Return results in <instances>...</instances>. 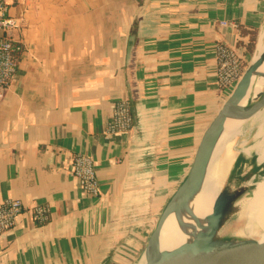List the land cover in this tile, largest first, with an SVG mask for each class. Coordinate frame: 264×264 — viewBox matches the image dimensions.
<instances>
[{
	"label": "crops",
	"instance_id": "0c3cea01",
	"mask_svg": "<svg viewBox=\"0 0 264 264\" xmlns=\"http://www.w3.org/2000/svg\"><path fill=\"white\" fill-rule=\"evenodd\" d=\"M6 1L21 50L0 99V201L19 199L24 209L0 234V264H133L231 92L216 85L213 46L230 45L244 70L264 0ZM128 84L132 125L105 138ZM260 127L251 149L247 137ZM231 148L238 172L259 174L264 113ZM75 153L93 161L96 196L70 173ZM36 204L47 208L42 224L29 213Z\"/></svg>",
	"mask_w": 264,
	"mask_h": 264
},
{
	"label": "water",
	"instance_id": "95a60500",
	"mask_svg": "<svg viewBox=\"0 0 264 264\" xmlns=\"http://www.w3.org/2000/svg\"><path fill=\"white\" fill-rule=\"evenodd\" d=\"M256 65L257 61L253 56L227 98L222 102L217 112L204 128L184 178L159 213L150 232L144 246L145 248L147 243L152 240L150 255L148 261L143 264H264V242L248 239L216 244L212 241L214 228L218 225L221 216L229 204L230 194L226 190L217 194L213 200L211 213L206 218L207 230L199 233L191 241L183 242L169 253L160 252L158 259L155 257L159 246V229L161 224L168 214L183 204L196 189L208 157L221 136L227 115L230 114L237 119L235 128L224 137L226 138V144L230 146L235 138V134L242 128L243 124L264 113V89L251 98L249 104L241 107L238 106L239 101L247 91ZM128 88V100L131 107L132 95L130 86ZM253 173L249 172V175L251 176ZM144 248L140 252L139 257ZM139 257L136 264H139Z\"/></svg>",
	"mask_w": 264,
	"mask_h": 264
},
{
	"label": "bare ground",
	"instance_id": "6f19581e",
	"mask_svg": "<svg viewBox=\"0 0 264 264\" xmlns=\"http://www.w3.org/2000/svg\"><path fill=\"white\" fill-rule=\"evenodd\" d=\"M254 57L257 65L247 91L238 103L240 107L245 106L249 98H253L261 91L262 82L256 81L253 84L252 82L255 77H264V27L258 38ZM236 120V117L229 114L219 142L208 157L196 189L183 204L173 209L161 224L156 259L159 258L160 252L169 253L183 242H189L199 233L207 230L206 218L211 213L213 200L217 194L224 192L227 188L238 189L240 192L236 212L238 217L244 219V225L238 228V234L255 237L259 242H264V175L253 173L250 176L247 170L237 172L239 160L236 151L226 144V138H224L235 128ZM256 138L251 149L256 148L259 142V137ZM242 144L243 140L239 138L234 146ZM262 159V157L257 158V162H261ZM233 169H237L236 174L228 175ZM151 244L152 240L147 243L140 255L139 264L148 261Z\"/></svg>",
	"mask_w": 264,
	"mask_h": 264
},
{
	"label": "built area",
	"instance_id": "2783aa9c",
	"mask_svg": "<svg viewBox=\"0 0 264 264\" xmlns=\"http://www.w3.org/2000/svg\"><path fill=\"white\" fill-rule=\"evenodd\" d=\"M225 24V22H222ZM17 18L9 14L6 0H0V99L8 83L16 71V52L21 46L10 37V32L17 27ZM215 55V79L220 89L233 88L243 71L240 55L230 45L216 42L213 46ZM133 117L127 97L115 100L111 106V114L106 122L103 136L111 138L113 134L126 132L132 125ZM70 173L77 180L84 194L96 196L99 192L98 180L92 159L83 153L72 154ZM24 209L22 202L15 198L0 201V234L14 227L17 217ZM31 219L42 224L48 219L47 208L36 204L29 209Z\"/></svg>",
	"mask_w": 264,
	"mask_h": 264
},
{
	"label": "rangeland",
	"instance_id": "374dc122",
	"mask_svg": "<svg viewBox=\"0 0 264 264\" xmlns=\"http://www.w3.org/2000/svg\"><path fill=\"white\" fill-rule=\"evenodd\" d=\"M263 26H264V24H263ZM257 79H258V81L262 82L260 84V88L262 91L264 89V77L258 76ZM250 102H251V98L248 99L247 104H249ZM261 127L259 128V130L257 129L258 131L255 130L256 132L255 131L250 132L249 136L247 137V143L248 144L252 145V143L255 142V140L257 139L256 137L261 132V129H262ZM229 144H230V142H229ZM230 147H231V144H230ZM249 160H250V158L247 157V161H249ZM251 160H252V158H251ZM237 169H233V171L230 172L228 175L236 174ZM258 173L260 175H264V168H262ZM248 175H249V173H248ZM226 191L230 194L229 204H228L226 211L221 216V219H220L218 225L214 228L215 231L213 234L212 241L216 244H219V243L225 244L226 242H231V241L255 239V237L244 236V235L241 236L238 234V232H237L238 228H240L244 225V219L241 217H238L237 212H236V203H237V199L239 197L240 192L238 189L236 190V189H229V188H227ZM230 208H232V209H230ZM235 217H236V219H235ZM155 222L153 223V226H154ZM150 232L148 233L146 240L144 242L142 241V248L139 251V254L142 251V249L144 248V246L147 242V239L150 235ZM139 254H138L137 259L135 260V262L133 264L137 263Z\"/></svg>",
	"mask_w": 264,
	"mask_h": 264
},
{
	"label": "trees",
	"instance_id": "16d2710c",
	"mask_svg": "<svg viewBox=\"0 0 264 264\" xmlns=\"http://www.w3.org/2000/svg\"><path fill=\"white\" fill-rule=\"evenodd\" d=\"M255 33V32H254ZM254 33L253 35L251 36V40L249 41V45H248V48L251 50L252 49V45H253V42H254ZM18 55H19V52H16L15 56L16 58H18Z\"/></svg>",
	"mask_w": 264,
	"mask_h": 264
}]
</instances>
